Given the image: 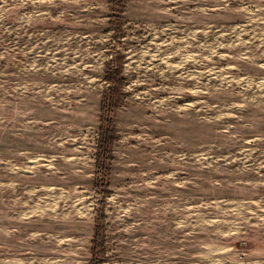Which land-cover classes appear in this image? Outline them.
I'll return each mask as SVG.
<instances>
[{
	"label": "rangeland",
	"instance_id": "rangeland-1",
	"mask_svg": "<svg viewBox=\"0 0 264 264\" xmlns=\"http://www.w3.org/2000/svg\"><path fill=\"white\" fill-rule=\"evenodd\" d=\"M0 264H264V0H0Z\"/></svg>",
	"mask_w": 264,
	"mask_h": 264
},
{
	"label": "trees",
	"instance_id": "trees-1",
	"mask_svg": "<svg viewBox=\"0 0 264 264\" xmlns=\"http://www.w3.org/2000/svg\"><path fill=\"white\" fill-rule=\"evenodd\" d=\"M105 74H106V80H108L110 86L108 88V91L106 92L107 95L109 96V99H110V103L115 101V103H119V99H120V91H121V84H120V81H121V77H120V69H119V66L118 64H113V63H107L106 64V70H105ZM117 97V98H116ZM105 100V98H104ZM102 109L104 108L105 109V102L103 101L102 104ZM118 105V104H117ZM101 130V135H100V139H99V142H105L103 139L104 137H107V139L109 140L110 139V132L111 131L110 129L107 131L104 130V128H100ZM113 135V134H112ZM110 150V147L108 146L105 153H108Z\"/></svg>",
	"mask_w": 264,
	"mask_h": 264
}]
</instances>
